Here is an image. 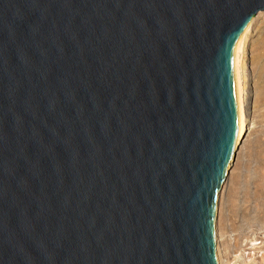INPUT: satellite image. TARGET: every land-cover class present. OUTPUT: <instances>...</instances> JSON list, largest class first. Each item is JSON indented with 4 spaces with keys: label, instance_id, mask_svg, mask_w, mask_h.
<instances>
[{
    "label": "water",
    "instance_id": "1",
    "mask_svg": "<svg viewBox=\"0 0 264 264\" xmlns=\"http://www.w3.org/2000/svg\"><path fill=\"white\" fill-rule=\"evenodd\" d=\"M264 0H0V264H220L234 51Z\"/></svg>",
    "mask_w": 264,
    "mask_h": 264
},
{
    "label": "rangeland",
    "instance_id": "2",
    "mask_svg": "<svg viewBox=\"0 0 264 264\" xmlns=\"http://www.w3.org/2000/svg\"><path fill=\"white\" fill-rule=\"evenodd\" d=\"M264 37L259 11L245 41L248 131L220 192L216 223L221 264H264V60L257 46Z\"/></svg>",
    "mask_w": 264,
    "mask_h": 264
},
{
    "label": "bare ground",
    "instance_id": "3",
    "mask_svg": "<svg viewBox=\"0 0 264 264\" xmlns=\"http://www.w3.org/2000/svg\"><path fill=\"white\" fill-rule=\"evenodd\" d=\"M255 16L250 19L249 23L240 33L236 41L235 51H234V66H235L237 93H238L240 116H241L240 142L247 134V131L249 129L247 113H246L247 87H246V78L244 74V66H243L244 63H243L242 54L244 53L245 41L248 36V31L251 28ZM257 49L259 54H262L260 60H264V37L261 39L260 43L258 44Z\"/></svg>",
    "mask_w": 264,
    "mask_h": 264
}]
</instances>
